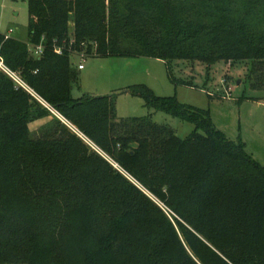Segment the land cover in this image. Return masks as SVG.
<instances>
[{
	"label": "trees",
	"instance_id": "trees-1",
	"mask_svg": "<svg viewBox=\"0 0 264 264\" xmlns=\"http://www.w3.org/2000/svg\"><path fill=\"white\" fill-rule=\"evenodd\" d=\"M26 1L29 40L0 32V58L119 169L57 118L30 135V122L53 115L0 69V264H264V165L209 111L129 88L195 123L180 138L118 117L112 94H72L80 52L264 63V0ZM41 41L36 58L28 43Z\"/></svg>",
	"mask_w": 264,
	"mask_h": 264
},
{
	"label": "rangeland",
	"instance_id": "rangeland-1",
	"mask_svg": "<svg viewBox=\"0 0 264 264\" xmlns=\"http://www.w3.org/2000/svg\"><path fill=\"white\" fill-rule=\"evenodd\" d=\"M29 20L26 0H0L1 33L27 43ZM68 25L72 31L75 25L73 14ZM10 29L14 31L9 33ZM73 61L77 71V80L73 83L72 90L75 98L112 94L118 117L151 118L156 123L173 129L180 138H188L197 130L195 123L156 110L143 97L128 91L129 88L144 85L155 96L176 98L182 104L209 111L216 129L229 140L244 143L252 158L264 165V63L254 64L252 60H218L207 64L199 60L182 59L167 62L147 56H88L83 60L74 57ZM79 63H83L85 69L79 70ZM27 90L41 105L49 106L33 89ZM48 109L53 116L30 122V135H40L44 127L57 118L119 169L116 163L59 112L53 108ZM124 174L148 193L130 175ZM155 201L162 214L175 223V214L171 209L156 199Z\"/></svg>",
	"mask_w": 264,
	"mask_h": 264
},
{
	"label": "built area",
	"instance_id": "built-area-1",
	"mask_svg": "<svg viewBox=\"0 0 264 264\" xmlns=\"http://www.w3.org/2000/svg\"><path fill=\"white\" fill-rule=\"evenodd\" d=\"M13 29H10L9 33L13 32ZM6 38H9L10 36H8L7 34H5ZM28 48H29V52L31 55H33L34 57L38 58L41 57L44 49H45V45L44 43L41 41L40 43L36 44V43H28ZM55 51L57 53H62L63 52V48L61 46H57L55 45ZM78 57H80L82 60L86 57H88L86 55L85 52H80V53H76ZM78 68L80 70L84 69V64L83 63H79ZM0 69H2L3 71L7 72L17 83H19L20 85H22L23 87L27 88L30 90V87L21 80V78L18 76L17 73L11 71L3 62V60L0 58ZM48 108H50V106H47Z\"/></svg>",
	"mask_w": 264,
	"mask_h": 264
},
{
	"label": "crops",
	"instance_id": "crops-1",
	"mask_svg": "<svg viewBox=\"0 0 264 264\" xmlns=\"http://www.w3.org/2000/svg\"><path fill=\"white\" fill-rule=\"evenodd\" d=\"M84 69H85V66H84ZM83 70V69H82Z\"/></svg>",
	"mask_w": 264,
	"mask_h": 264
},
{
	"label": "water",
	"instance_id": "water-1",
	"mask_svg": "<svg viewBox=\"0 0 264 264\" xmlns=\"http://www.w3.org/2000/svg\"><path fill=\"white\" fill-rule=\"evenodd\" d=\"M50 109H52V108L50 107Z\"/></svg>",
	"mask_w": 264,
	"mask_h": 264
}]
</instances>
